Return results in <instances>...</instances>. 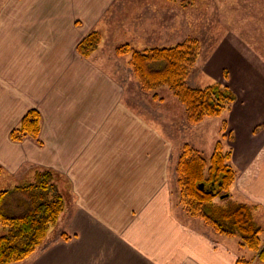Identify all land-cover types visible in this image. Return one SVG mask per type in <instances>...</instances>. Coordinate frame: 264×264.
Listing matches in <instances>:
<instances>
[{
	"label": "crops",
	"instance_id": "crops-1",
	"mask_svg": "<svg viewBox=\"0 0 264 264\" xmlns=\"http://www.w3.org/2000/svg\"><path fill=\"white\" fill-rule=\"evenodd\" d=\"M114 1L0 0V190H15L36 169L68 185L46 245L19 264H264L238 239L181 219L171 191L173 143L129 104L110 59L78 51ZM212 55L223 60L212 71L230 63L233 108L248 107L247 117L264 124V36L229 35ZM31 109L42 116L38 141H11ZM234 129L231 194L258 206L263 230L264 152L254 147L264 130L247 138Z\"/></svg>",
	"mask_w": 264,
	"mask_h": 264
},
{
	"label": "trees",
	"instance_id": "trees-1",
	"mask_svg": "<svg viewBox=\"0 0 264 264\" xmlns=\"http://www.w3.org/2000/svg\"><path fill=\"white\" fill-rule=\"evenodd\" d=\"M101 40L100 33L93 31L77 49L88 58ZM199 46L196 40L146 50L124 45L118 53L130 55L129 65L141 89L151 93L154 101H162L158 91L167 89L184 106L188 122L198 125L207 118L221 116L236 100L234 92L220 83L204 88L187 83ZM41 125L40 112L31 109L11 131L10 139L38 141ZM231 158L232 152L225 151L221 141L209 159L184 146L176 171L180 205L187 217L201 220L219 235L238 239L243 249L253 252L264 263L263 230L257 220L259 208L232 197L238 173ZM29 177L13 191L0 190V264H19L44 247L65 211L66 197L58 174L36 169ZM18 205L22 208L20 214L11 215L9 211ZM63 239L68 238L63 235Z\"/></svg>",
	"mask_w": 264,
	"mask_h": 264
},
{
	"label": "rangeland",
	"instance_id": "rangeland-1",
	"mask_svg": "<svg viewBox=\"0 0 264 264\" xmlns=\"http://www.w3.org/2000/svg\"><path fill=\"white\" fill-rule=\"evenodd\" d=\"M101 27L96 29L102 39L96 49L99 56L106 57V60L108 58L115 64L116 80L123 84L129 104L138 114L161 124L167 138L173 143L170 172L175 211L181 219H187L189 222H194V225L212 231L201 220L187 217L180 205L176 171L183 148L187 145L193 152H198L209 159L217 142L221 141L224 150L232 152L231 163L233 164V154L237 150L236 140L238 138V131L234 128L240 127L245 137L252 138L261 134L264 124L259 125L247 117L250 116L248 107L243 108L244 106L239 104L238 109L233 108V105L239 101L237 98L221 116L207 118L198 125L190 124L184 106L167 89L158 91V96L162 101L155 102L151 93H146L141 89L129 65L130 55H120L118 50L124 45H129L136 50H146L196 40L200 45L199 54L190 71L187 83L199 88L220 83L232 90L228 82L230 63L225 61L223 67L212 71L211 67L217 64L222 66L223 63V60L213 59V51H216L223 38L229 35L238 34L246 40L250 36H264V0H115L106 16L103 17ZM218 75H221L223 80L219 81ZM216 81L219 82L216 83ZM241 117L250 121L242 124L243 121L238 122ZM255 138L258 137L255 136ZM260 141L254 147L255 153L264 152V143ZM241 158L243 160V157ZM60 180L62 181L61 188L68 189L67 181L64 178ZM0 189H2L1 186ZM21 210V206L18 205L9 213L18 215ZM259 223L263 225L262 218L259 219ZM261 238L264 242V226ZM244 252L253 258V252L247 249Z\"/></svg>",
	"mask_w": 264,
	"mask_h": 264
}]
</instances>
